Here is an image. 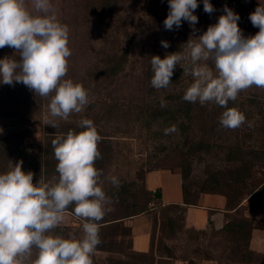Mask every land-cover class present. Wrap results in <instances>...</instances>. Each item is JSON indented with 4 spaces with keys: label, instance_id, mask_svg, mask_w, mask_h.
<instances>
[{
    "label": "rangeland",
    "instance_id": "374dc122",
    "mask_svg": "<svg viewBox=\"0 0 264 264\" xmlns=\"http://www.w3.org/2000/svg\"><path fill=\"white\" fill-rule=\"evenodd\" d=\"M98 1L52 0V3L60 21L68 24L71 30L69 46L72 56L66 78L82 82L90 92V103L83 112L72 114L68 121L61 120L58 123L78 124L84 118L93 120L100 135L108 141L109 147L99 149L104 154L101 162L104 173L102 178L115 175L120 180L118 189L107 181L103 186L113 198L111 211L105 217L121 214V208L125 206V191L133 193L141 189L144 186V177L149 172L161 170L178 175L192 196L200 193L206 179L215 171L221 172L225 181L230 182L237 178H232L233 175L228 171L235 165L226 161V152L222 147L225 143L240 142L264 150V89L253 86L238 96L237 101L241 103L240 108L242 107L248 123L234 130L227 131L223 128L224 131L221 129L219 133L212 134L210 128L206 127L207 134L204 139L213 142L214 151L210 154L193 155L191 151L196 146H191L184 134L182 136L177 131L164 134L166 128L175 124L151 120V106L161 103V98L164 101L169 99L167 92H156L154 95L147 92L151 86L147 79V73L151 69V57L162 56L166 52L183 51L182 45L193 35L192 27L184 21L179 29H165L164 21L169 12L168 0H121L119 12L111 18H101L93 14V7ZM210 2L215 8L212 14L206 13L203 0H198L199 7L194 13L198 16L196 36L202 35L210 25L218 22L219 17L224 14L225 5L239 14L238 25L245 37L254 36L259 31L252 25L249 16L264 0ZM161 41H168L170 47L163 48ZM112 49L119 53L128 51L129 61L118 77H100V67ZM14 55V49L0 48V59ZM176 69L182 68L177 65ZM190 82V77L183 76L179 84L169 87V91L185 93ZM49 101L50 97L36 96L22 83H15V86L0 84V142L3 137L9 142L6 149H0V153H3L0 155V173L6 172L11 164L15 165L20 160H23L24 171H32L31 153L28 152L31 149L25 152L26 149L22 148L30 141L42 139L46 134L49 125L45 123V115ZM203 124L205 126V122ZM196 137L199 138V134ZM13 144H20V149H12ZM13 153H16L15 156H10ZM186 153H191L192 156H185ZM157 163L161 166L156 170ZM254 168L258 172H254V177L247 181L250 185L243 188L241 200L247 204L239 209L240 213L244 212L243 209L252 207L259 196L264 197V159H256ZM188 172V179H182ZM41 176L47 181L54 176L58 177V174L44 173ZM39 178L35 174L34 183ZM235 181L240 186L245 185L240 179ZM223 189L231 193L226 184ZM118 192L120 193L116 196ZM165 212L157 209L153 249L147 256L137 255L131 249L132 230L126 224V219L105 231L107 237L102 238L99 246L106 250L96 249L93 264H172V260L167 258L168 243H171L172 251L180 258L190 259V254L195 249H200L203 253L217 251L224 258L239 255L236 243L229 240L231 235L213 232L199 235L179 226L176 233L172 232L167 227L169 225L164 218ZM158 215L162 218L161 229ZM82 223V220L68 210L65 222L55 229V233L64 236L69 232L81 235ZM177 224L182 226L181 221ZM128 227L130 230L126 233L124 228ZM256 261L255 264H264V258Z\"/></svg>",
    "mask_w": 264,
    "mask_h": 264
},
{
    "label": "clouds",
    "instance_id": "9594fccd",
    "mask_svg": "<svg viewBox=\"0 0 264 264\" xmlns=\"http://www.w3.org/2000/svg\"><path fill=\"white\" fill-rule=\"evenodd\" d=\"M168 6L165 29H179L187 21L193 35L182 45L183 51L151 57V86L167 89L179 65L183 76L191 78L184 101L223 108L219 117L223 128L234 130L248 123L244 112L228 105L250 87L264 89V3L249 16L259 31L248 37L238 25L239 14L227 5L218 22L199 36L194 14L198 0H168ZM203 9L208 14L215 11L210 0H203ZM70 31L52 0H0V48L16 53L0 59V84L22 83L36 96L50 97L45 123L53 128L90 103L89 89L66 78L72 56ZM161 46L167 49L170 44L161 41ZM161 107H166L163 98ZM78 127L82 130L60 132L52 140L58 177L46 181L40 176L34 183L35 173L23 170V160L0 173V264H93L102 243V221L113 203L103 186L107 181L118 189L120 180L115 175L102 178L103 170L96 167L103 139L98 126L84 118ZM176 131L172 125L164 134ZM70 206L83 221L82 234H56Z\"/></svg>",
    "mask_w": 264,
    "mask_h": 264
},
{
    "label": "trees",
    "instance_id": "16d2710c",
    "mask_svg": "<svg viewBox=\"0 0 264 264\" xmlns=\"http://www.w3.org/2000/svg\"><path fill=\"white\" fill-rule=\"evenodd\" d=\"M121 0H99L96 6L93 7V14L97 17L101 18H111L114 17L119 12ZM165 54L160 56L164 58ZM129 53L128 51H123L119 53L112 49L109 54L106 55V59L103 60V64L100 67V77L114 79L123 73L126 64L129 61ZM152 68L147 73V79L150 81L153 76ZM183 78V69H176L174 71V75L172 77V82L169 87L173 84L177 85L180 83ZM169 87L167 89L156 90L152 86L148 89L149 94H153L156 92H167V96L169 99L165 101L166 107H161V103L156 104L155 106H151V120L153 122H162V123H172L175 124L177 128V132L183 136L185 135V139L190 142L191 146H196V148L192 149L193 155L196 154H210L214 151L213 142L204 139L207 134L206 127L210 128L212 133H219L221 129L224 131L223 127L219 124V117L224 111L218 105L208 104L205 106H201L199 103H189L182 99L184 93L177 94L171 93L169 91ZM241 103L238 101L229 102L228 107H238L242 111V107L240 108ZM145 110V109H144ZM208 121V123H206ZM205 122V126L203 124ZM70 129L75 130L77 132L81 131L76 123H59L58 128H53L49 126L46 130V134L42 139L30 141L25 145L22 149H31L28 152L31 153L30 157V166L32 171L37 175L41 176L44 173H56V165L58 161L54 158V149L52 147V140L55 138L57 133H67ZM227 131L233 129H227ZM199 134V138L196 136ZM203 138V139H201ZM201 139V140H197ZM9 145L8 139L3 137L0 142V149H6ZM12 149H20V144H13ZM37 149H39L37 151ZM99 149H109L108 141L102 139V142L99 144ZM182 149V148H177ZM222 149H225V157L226 161L235 165L233 169H228L230 171L232 179L229 181H225V178L220 174L221 172L215 171L211 173L210 176L206 179L200 193H216L222 194L227 198V206L228 210L234 211L232 214H228V222L226 225L220 229H209V230H201L197 231L194 229L185 228V213L187 211V207L191 205H197L199 201V194L196 196H192L190 190L185 187L184 182H182L183 195H184V205L181 204H170L164 205L161 202V196L159 193H153L151 190L147 189L144 186L133 193H128L125 191L126 196L123 198L125 202V206L121 208V214L113 217H104L102 221L101 228V240L103 237H107L105 231L110 228L116 226L119 222H123L126 219L132 218L134 216L148 214L153 219V230L155 226L156 212L157 209H162L166 211L164 218L167 221V226L172 232L176 233L177 226L179 228H183L185 231H191L199 235H205L209 232H213L216 234H226L231 235L232 240L236 243L237 251L239 255H233L231 257H223L217 256L215 253H203L200 249H195V252L190 254V259L184 257L180 258L176 256L172 251L171 244H168L169 253L167 254V258L170 260L173 259H182L184 261L189 262V264H197L199 259H227V260H238L246 264H255L257 259L264 258V254L257 253L250 249V241L252 237V230L255 227V221L251 218H248L245 215V209H243V213L239 212L240 208H244L242 205V194L243 188H247L250 185L247 181L254 177V161L256 159H264V150L260 147L255 146H246L240 142L234 143H225ZM24 152V153H25ZM102 159L96 161V167L102 169L101 162L103 160V152L100 150ZM16 153H13L10 156H15ZM3 155V153H0ZM185 156H192L191 153H186ZM186 158V157H185ZM45 162V164H44ZM161 166L160 163H157L155 169H159ZM44 167V168H43ZM154 170V169H153ZM58 174V173H56ZM190 176V172L185 173V176L182 179H188ZM236 179H240L244 186H240L236 183ZM145 180V177H144ZM239 181V180H238ZM227 182V183H226ZM228 186L231 190V193H227L225 191L224 185ZM120 192L116 196L119 195ZM264 204V197L259 196L252 207ZM74 206H70L69 210L72 211ZM169 211L171 213H169ZM169 213V214H167ZM159 216V215H158ZM159 229L162 226V218L159 216ZM178 221L182 222V226L178 225ZM173 229V230H172ZM125 232L129 233V227L124 228ZM125 234V233H124ZM132 234V231H131ZM228 239V237H226ZM226 239V240H227ZM99 250H106L104 247H97ZM131 249L140 256H147L150 251L153 249V233H152V247L149 252H137L133 249V239L131 236ZM238 254V253H237Z\"/></svg>",
    "mask_w": 264,
    "mask_h": 264
},
{
    "label": "crops",
    "instance_id": "0c3cea01",
    "mask_svg": "<svg viewBox=\"0 0 264 264\" xmlns=\"http://www.w3.org/2000/svg\"><path fill=\"white\" fill-rule=\"evenodd\" d=\"M145 186L153 193H159L164 205H184L182 181L178 175L166 171H153L145 176ZM246 201L241 206H245ZM227 198L222 194L202 193L197 205L187 207L185 213V228L197 231L222 229L228 222ZM245 215L255 221L252 230L250 249L264 254V204L245 209ZM126 224L132 230L133 249L137 252H149L152 247L153 219L148 214H142L127 219ZM171 244V243H168ZM217 254V251H214ZM172 264H189L182 259H173ZM197 264H246L238 260L199 259Z\"/></svg>",
    "mask_w": 264,
    "mask_h": 264
}]
</instances>
